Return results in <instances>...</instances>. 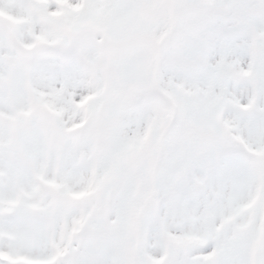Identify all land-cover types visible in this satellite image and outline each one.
Listing matches in <instances>:
<instances>
[{
    "label": "snow or ice",
    "instance_id": "6c2138e0",
    "mask_svg": "<svg viewBox=\"0 0 264 264\" xmlns=\"http://www.w3.org/2000/svg\"><path fill=\"white\" fill-rule=\"evenodd\" d=\"M31 3L47 31L28 40L0 27V264H264V55L238 68L250 84L246 103L232 95L228 63L250 26L264 29V0ZM225 8L239 24L219 23ZM198 13L206 15L192 23ZM85 63L95 69L94 84ZM153 79L177 103L190 90L211 94L218 190L194 215L202 231H166L173 243L161 239L159 255L136 258L113 222L93 214L89 197L102 181L86 177L91 163L82 155L92 151L93 125L106 158L117 152L126 89ZM222 109L235 119L220 116ZM242 153L259 156V168ZM226 158L235 162L227 178L220 174Z\"/></svg>",
    "mask_w": 264,
    "mask_h": 264
},
{
    "label": "rangeland",
    "instance_id": "374dc122",
    "mask_svg": "<svg viewBox=\"0 0 264 264\" xmlns=\"http://www.w3.org/2000/svg\"><path fill=\"white\" fill-rule=\"evenodd\" d=\"M48 2L55 7V0ZM24 5L13 8L5 0L0 7V27L15 29L23 39L30 40L33 32L47 31L50 26L40 18L31 0H24ZM205 15L195 14L191 22L203 20ZM219 15V23L226 28L240 23L239 16L227 8L220 10ZM10 39L18 47L22 42L16 36ZM238 45V54L228 61L230 89L237 100L243 97L246 103L250 84L238 68L247 67L264 55V29L250 26L241 35ZM232 64L235 69L231 68ZM83 72L94 84V67L85 63ZM107 84L105 72L101 87ZM13 102V97L9 96L8 103ZM212 106L211 94L197 96L194 90L177 103L153 79L147 85L134 84L126 89L125 102L117 118L120 146L113 156L106 158L104 135L99 125L91 126L93 148L86 157L82 155V160L91 163L86 177L102 181L99 190L89 197L93 214L113 222L130 255L136 258L141 252L145 256L159 255L161 239L165 246L173 243L165 235L166 231H202L194 215L218 190L212 180L214 141L207 120ZM220 116L235 119L223 109ZM11 147L23 155L15 144ZM242 154L259 168V156ZM234 166L235 162L226 158L220 174L227 178ZM118 171L121 172L119 180L113 184L112 177ZM225 192H231V188H226Z\"/></svg>",
    "mask_w": 264,
    "mask_h": 264
}]
</instances>
